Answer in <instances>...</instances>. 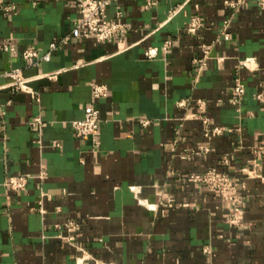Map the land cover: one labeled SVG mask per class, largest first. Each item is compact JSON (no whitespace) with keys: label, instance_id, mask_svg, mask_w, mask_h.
<instances>
[{"label":"crops","instance_id":"obj_1","mask_svg":"<svg viewBox=\"0 0 264 264\" xmlns=\"http://www.w3.org/2000/svg\"><path fill=\"white\" fill-rule=\"evenodd\" d=\"M146 1L108 4V17L128 25L120 36L71 37L48 60L27 65L22 50L44 52L69 32L79 17L75 0H0L17 5L0 11V44L16 49L0 48V85L11 67L31 77L14 93L0 87V264H77L82 254L90 256L83 264H264V149L253 151L264 146V99L255 96L264 90V8L257 0L236 10L224 0ZM194 15L202 24L188 31ZM204 43L211 48L199 71L194 58ZM148 47L157 48L150 58ZM236 74L245 84L238 102ZM91 82L104 83L106 96L93 99ZM197 99L221 133H204L193 115ZM90 102L101 117L97 146L70 125ZM37 115L46 125L33 130L28 121ZM197 145L209 150L190 153ZM211 167L238 182L242 224L227 222L216 190L186 179ZM10 174L27 175L26 187L6 188ZM42 190L52 194L43 214L32 208Z\"/></svg>","mask_w":264,"mask_h":264},{"label":"built area","instance_id":"obj_2","mask_svg":"<svg viewBox=\"0 0 264 264\" xmlns=\"http://www.w3.org/2000/svg\"><path fill=\"white\" fill-rule=\"evenodd\" d=\"M32 1H44V0H32ZM113 0H75V5L79 12V17L73 20L69 32L60 37L53 38L49 43V49L44 52H39L38 46H32L22 50L21 56L25 60L26 64H33L37 59H46L50 58V52L54 49L58 43L66 42L70 40L71 37L77 39L93 37L99 42H105L112 40L113 38L120 36L128 29V25L125 21L121 19L110 18L107 15V6ZM225 4L236 10L243 3L244 0H224ZM155 0H147L145 7L153 5ZM259 7L264 8V0H257ZM17 8L16 3H6L0 4V11L3 14H8L9 12L15 11ZM176 7L171 9V14L176 11ZM120 10L116 11V15L120 16ZM230 21V17H227L223 21L222 33L224 37H228V32L226 27ZM202 24L200 16L194 15L191 16L188 24L186 26L188 31H193L199 28ZM171 45V39L167 38L162 43V49L165 51ZM0 48L3 50H8L12 53L16 51L15 46L9 42H2ZM211 48V43L202 44V52L200 56L194 58L195 62L198 64V70L200 71L203 66L206 64L207 58L209 57ZM156 47H148L145 51L146 57H152L156 54ZM245 64V61L243 62ZM2 75L8 78V81L0 87L7 88L9 92H16L17 90L26 88V83L31 79L30 76H25L23 74L21 67H11L2 72ZM49 75H53L50 73ZM38 76V75H37ZM36 77V76H34ZM91 97L93 99L101 98L107 94V86L101 82H91ZM245 92V84L242 81L239 75H235L233 78V84L231 88V96L234 102H238ZM255 96L260 99H264V90L256 92ZM36 99L38 96L36 95ZM180 105H185L187 99L180 100L178 102ZM197 106L200 110V113L193 114L201 118L204 124V133L206 135L210 133H221L225 127L219 125H210L209 118L201 115V112L206 108V101L204 99H197ZM100 113L97 106L94 103L90 102L86 104L83 108V116L81 118H76L70 120V125L76 136H82L89 138L94 146H97L100 142ZM143 124L148 123V119H141ZM29 126L33 130H39V128L46 125V121L39 115L33 117L28 121ZM0 125H4V119L0 103ZM176 133H179V130H176ZM264 149V146H255L253 148L254 152ZM209 147L207 145H197L194 148H191L190 153H201L207 152ZM223 161L228 162V158L224 156ZM247 174H251L253 171L250 168H243ZM46 175L45 170L42 168L38 173V177L44 178ZM27 175L23 174H10L6 176L3 180V185L12 190L20 191L26 187L27 184ZM186 179L190 182L202 183L204 186L210 189L216 190L221 198L226 202L228 206V212L226 220L229 224L240 225L242 224V202L243 195L238 189V182L233 180L227 173L219 171L215 167L208 168L202 172L190 173L187 175ZM134 190L135 188L132 187ZM52 194L49 191L42 190L38 196L37 203L33 206V209L38 210L41 214L45 212L43 206V201L45 198L50 199ZM67 224L75 225L74 220H69ZM67 241H70L73 237L68 235L64 237ZM90 256L82 254L76 258L77 264H83ZM95 264H114L110 261L94 259ZM129 264H139L136 262Z\"/></svg>","mask_w":264,"mask_h":264}]
</instances>
